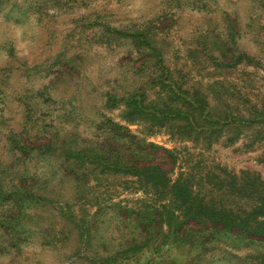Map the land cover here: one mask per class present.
I'll list each match as a JSON object with an SVG mask.
<instances>
[{
  "label": "rangeland",
  "instance_id": "1",
  "mask_svg": "<svg viewBox=\"0 0 264 264\" xmlns=\"http://www.w3.org/2000/svg\"><path fill=\"white\" fill-rule=\"evenodd\" d=\"M108 120L159 147L138 164L166 184L253 210L264 0H0V264H264L261 241L177 242L181 207L100 150ZM160 213L156 237L142 226Z\"/></svg>",
  "mask_w": 264,
  "mask_h": 264
},
{
  "label": "trees",
  "instance_id": "2",
  "mask_svg": "<svg viewBox=\"0 0 264 264\" xmlns=\"http://www.w3.org/2000/svg\"><path fill=\"white\" fill-rule=\"evenodd\" d=\"M102 128H106L110 132V139L112 138L111 142H107L106 148L100 149L102 153L110 159L115 156L120 158L128 172L147 174L154 185H161L160 188L164 189L160 190V192H166L173 198L172 204L181 207L183 212L181 213L182 220L180 221L173 211L167 210L169 220L175 218L173 220L175 227L172 230L177 242L190 241L195 243L196 240L192 238L200 233L205 237L204 242H202L203 245H208L214 237L223 233L244 240L264 242V239L256 238H264V188L257 185L258 180L256 178H248L240 189V192L244 195L253 197L255 201L253 210H243L240 216L232 213V210L224 208L217 210L209 207L202 200H195L191 196V190L188 185L181 182L179 184H166L168 181L167 174L170 171L161 165L138 164V162L151 159L159 149L158 146H154L152 143L143 144L131 134L129 129L117 125L111 120L106 121V123L103 122ZM121 141L125 142L121 143ZM126 144L128 145L126 146ZM164 151L169 159L175 162L176 158L173 152L168 149ZM185 205L186 207L183 209L182 207ZM163 221V215L160 213L157 216L155 215L152 220H148L146 223L142 222V227L151 229L154 232L153 235L158 237L161 234L160 229ZM192 223L198 225V228L192 226Z\"/></svg>",
  "mask_w": 264,
  "mask_h": 264
}]
</instances>
